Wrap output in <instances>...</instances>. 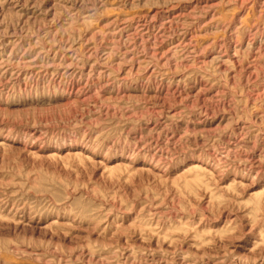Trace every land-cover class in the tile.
I'll return each mask as SVG.
<instances>
[{
    "label": "rangeland",
    "instance_id": "374dc122",
    "mask_svg": "<svg viewBox=\"0 0 264 264\" xmlns=\"http://www.w3.org/2000/svg\"><path fill=\"white\" fill-rule=\"evenodd\" d=\"M0 264H264V0H0Z\"/></svg>",
    "mask_w": 264,
    "mask_h": 264
}]
</instances>
